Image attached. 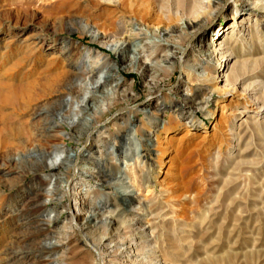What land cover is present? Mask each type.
Here are the masks:
<instances>
[{"label": "rangeland", "instance_id": "374dc122", "mask_svg": "<svg viewBox=\"0 0 264 264\" xmlns=\"http://www.w3.org/2000/svg\"><path fill=\"white\" fill-rule=\"evenodd\" d=\"M47 1L0 0V40L13 37L20 54L39 46L43 58L57 53L64 64L72 57L88 69L63 79L45 73L64 85L39 90L42 114L25 110L0 121V251L16 259L11 264H98V254L104 264H122L126 249L132 257L148 251L144 261L150 264H264V0ZM183 4L196 8L193 27L179 12ZM230 16L235 23L246 21L241 32L236 26L228 34L226 65L233 71L225 93L213 89L222 86L221 67L203 53L213 49V35ZM129 20L147 35L135 39V53L119 56L107 44L128 29ZM68 41L70 52L63 48ZM162 41L172 45L163 47ZM35 67L44 82L42 66ZM102 71H112V79L102 83ZM83 82L84 101L95 105L88 116L96 127L88 135L61 102L66 97L82 104ZM209 94L204 110L193 109L196 100L183 104V98L204 100ZM174 103L183 104L180 119L170 113ZM189 108L205 128L188 125ZM144 112L167 124L165 139L160 133L155 141ZM132 132L141 146L125 169L121 151ZM58 144L79 154L60 177L90 176L74 179L69 189L56 180L47 193L44 167ZM74 192L83 198L76 217L70 214ZM83 211L97 219L87 218L81 232ZM112 249L114 260L107 253Z\"/></svg>", "mask_w": 264, "mask_h": 264}, {"label": "bare ground", "instance_id": "6f19581e", "mask_svg": "<svg viewBox=\"0 0 264 264\" xmlns=\"http://www.w3.org/2000/svg\"><path fill=\"white\" fill-rule=\"evenodd\" d=\"M48 1H50V0H48ZM207 2H208V0H207ZM191 3H192V1H191ZM179 9L181 10V11L179 10V12H181L182 14H184L186 16H189L188 19H187V22H186V24H187L186 26L193 27L194 26V22H196L195 21L196 20V13H197L196 12V8H194L193 6L187 7V6H185L183 4L182 7L179 8ZM216 11H217V9L215 11H210L209 14L216 15ZM198 13L200 14V12H198ZM245 21H246L245 18L241 17L240 18V22L239 23H235L233 16H230L229 17V21H227L225 23V25L227 24V26L224 27V25H222L221 27H219L217 29L216 34L213 35V39L212 40L213 41H217L215 46L213 47V49H211L207 53L206 52L203 53V55L206 56L204 58L206 61L210 62V61L214 60L215 62H217V66L221 67V76L217 77V79L222 82V86L221 87H214L213 89H215V90H218V91H221V92H225V93L229 92L227 90L228 89L227 88V86H228V78L232 74L233 70L229 69V71H228L227 70V65H226V63L228 61L227 59H228V57L230 55V52H228V50L230 48L226 47V44L228 43L229 39L231 38L230 35H228V34L229 33L231 34L233 32V30H234V27H236V26H238V32H241L242 31V28L240 27L241 26V22H245ZM133 22H132V20L131 21L129 20L128 21L129 27H128L127 30H125L123 32L124 34L122 33V35L117 40L111 41V42H109L107 44L108 46H110V48L114 51V53L116 55H119V56L126 55L124 53L127 52V51L135 53L134 48H131L134 45L136 47V42L137 41L135 39H139L140 37H146L147 34L144 31H142L139 27H135V25H137V23L136 22L133 23ZM9 35H11V34H9ZM95 36H99V37H102V38L104 37L103 34H94L93 38H95ZM12 38L4 37L3 39L0 40V121L3 120V119H6L7 116H9V115L16 116L18 114H21V112H25V110H31L32 111V113H31L32 115H34V114L35 115L42 114V112L40 110L41 109L40 102L42 100H44V98L40 99V101H38L39 98L41 97V93H39V90H41V92L43 91V92L46 93L45 90L48 89V88L51 89L52 86H57V87L60 86L62 88V85H64V82L62 80L61 81L59 80V82H56L54 79H51L52 76L50 78V75H52V74L45 75V73L55 72L56 76H58L59 78L63 79L69 73H71L72 70H73V74L77 75V74H80L79 73L80 71L88 69L86 64H85V66L87 68H84V67L80 68L79 65L82 64L83 62H74V59L72 57H71V60L69 59L68 64H64V62L62 61V58L57 57L59 55L57 53H56L57 55L54 54V53H50L49 54L50 56H47L46 58H43L44 54L41 53L39 46H37L35 48L32 47L30 49L31 51L28 50V51H30L28 53L23 52L24 51L23 50L22 51L23 53L20 54V48H21L20 46L21 45L15 43V41ZM211 38L212 37H210L209 39H211ZM35 41H31L28 44H26L25 46H28V45H30V43H33V42L35 43ZM68 44H69V41L67 43H65L63 48L64 47L67 48V52H70V48H69L70 45H68ZM169 45H172V43L167 42V41H162V46L163 47H166V46H169ZM61 52H63V51H61ZM84 53H86V52H84ZM133 53H132V55H133ZM136 57L137 56L134 55L133 58L136 59ZM35 66H37L38 68L42 66V68H40V69H41L42 73L44 74L43 77L47 78L46 79L47 82H45L46 80L43 82L42 79H41L42 75L39 76V74H37L38 72L34 71V68H35V70H38V69H36ZM188 66L192 70L194 69V64H189ZM24 67L27 70V72H26V70H24V71L22 70V72H21V69L24 68ZM114 69H115V66H111L110 67V70H114ZM31 74H33L34 76H30ZM100 74L103 75L102 83H106V82L110 81L112 79L113 75H114L112 71H108V72H103L102 71V72H100ZM199 74L201 75L203 73L200 72ZM203 76L202 77H203V79L205 81H212V85H215L214 79H212V78L210 79L207 75H203ZM53 78H55V77H53ZM97 79L99 80L100 76H97ZM78 90H79L78 91L79 92L78 96L80 94H82L80 96L81 97V101L80 102L82 104L78 105V101H71V100H69L66 97L62 98L61 102H63L64 104H66L67 106H69L71 108L72 113L74 114V116L77 117V123H82L84 125L83 126L84 127L83 134L84 135H88L96 127V126L95 127L92 126V123L90 121V117L88 116V112L89 111H94L95 105H94V102L92 101V99L84 101V98H85L84 95L87 93V90H88V88L86 86V82H83V83L79 84L78 85ZM54 94H56V93H54ZM97 94H98V92H96L95 90L92 91V95H97ZM47 95L49 97H52L49 93ZM58 95L56 97H58ZM48 96H47V98H48ZM210 96H211V94H209L207 96V98L204 99V100H197L195 98V96H193L191 99H184L183 98V104L184 105L186 104V106H187L188 103H190L191 101L196 100V102H194V103L197 104V105L193 109L204 110L206 108V105L208 103V99L210 98ZM69 103H70V105H68ZM183 104L182 103L181 104L174 103L172 105V109H171L170 113H173L177 119H180V118H182L185 115V112H184L183 106H182ZM159 105H162V104L159 103ZM6 108L9 109V110H6L7 113L5 112ZM162 108H163V106H162ZM243 108H245V105H243ZM192 113H193V110L192 109L190 110V108H189L188 109V117L189 118L187 120V122L189 123L188 125L189 126H196V125L199 126L200 125L202 128H205V127L202 126L201 123H199V122L196 123V120L193 118ZM209 114L211 115L212 112L210 111ZM80 115H82V116H80ZM115 115H117V114H114L113 117ZM143 119L146 121L145 125L147 126L148 130H150L149 132L152 133L151 135L154 137L156 142H158L160 140V138H161L160 137V133L163 134V139H165L164 136L165 135L167 136L168 131L170 129L168 126H166L167 124H165L163 121L160 122L158 120V117H156V116L152 117L151 112L150 113L144 112V118ZM128 123H130V122L127 119L125 121V124L128 125ZM94 124L96 125V123H94ZM177 126L178 125L173 126L171 131L172 132L176 131L177 128H178ZM92 127H93V129H92ZM49 129H47L46 131H48ZM7 130H8V128H7ZM11 131H13V128H12ZM133 131L136 132V129H134ZM186 131H188V130H186ZM56 145H57V143H56ZM139 146H141V144L138 141V139L136 138L135 134L133 132L128 134L127 141L124 142L123 150L121 151L123 153V156L120 159L121 160L120 163L122 164V166L125 169L130 165L129 162L131 160H133L134 157H138L137 151H138ZM109 147H111V146H109ZM110 151L111 152L114 151V146H112V149ZM97 152H99V149L95 150V153H97ZM78 155L79 154L77 153L76 150H72V149H69V148H66V147L64 148V147H62L61 144H58V146L55 149V152L52 154V159L53 160L49 161V163L47 165H45V167H44L47 170V173L44 174V175L49 176V179H48L49 182L46 185L47 189L44 190L45 192L50 193L53 190H55V188H56V182L55 181L56 180L60 179L61 183L66 184L65 186L69 189L70 186L73 185V180L74 179H76V178H87V177L90 176L89 174H87L88 172L86 171V172H84V174H79V175L77 174V176H75L76 173L73 174L71 172L70 176L67 177V178L65 176H63V178L60 177L59 174L62 172V169L65 170V169L71 167L74 164L73 162H75L74 160H76ZM86 168H89V166H86ZM21 177H22V175H21ZM78 194H80V192H74L73 193V206L70 209V214H71L72 217H76L79 214L80 210L83 209L82 208V206H83V198H82V196H79ZM189 199H190L189 200L190 202L193 201L192 200L193 198H191L190 196H189ZM2 204L3 203L1 202V205ZM4 206H5V204H4ZM1 209H3V208H1ZM0 211H2V210H0ZM9 211L11 212V210H9ZM22 212H24V211H22ZM83 213H84V216L82 217V222L79 223V227H78V229L81 232H82V229H83L84 222L86 223L87 218L97 219L96 218L97 214H95V212L94 213H90V212H87V211H83ZM7 216H8V214H7ZM105 217L109 218L107 216H105ZM22 218H23V216H22ZM48 218L49 219L50 218L53 219L54 217H51L50 215H48ZM12 219L5 221L4 224L9 223ZM20 219H21V216H20V218H16L17 221L20 220ZM108 221H109V219H108ZM108 221H106V222H108ZM14 231H16V230H14ZM31 238H32V236H31ZM84 241L86 243L89 242V240L85 239V238H84ZM13 244H14V242H13ZM89 245H91V244H89ZM95 246H96V248L99 247L98 245H95ZM105 246L109 247L110 246V242L107 241ZM96 248H95V250H96ZM7 249H8V247H7ZM11 249H13V248H11ZM17 251L20 252L21 250L18 249ZM113 251H114V249L108 250L107 253H108L109 257H111L114 260V259L117 258L118 254L116 255V252L114 254ZM96 252H97V250H96ZM123 252H127V254H125L127 256V259L123 260L122 264H150V263L144 261L145 260L144 258H146L148 256V251L145 252V256H142V257H139V254H135L132 257L128 253V252H130V249H126V251L123 250ZM30 253L31 252H29V254ZM14 254H15V251H14ZM11 258H12L11 254H9V252H7L6 249L3 250V251H0V264H11L12 262L16 261V259H14V261H11ZM18 260H19V258H18ZM97 262H98V264H104L103 263V259H102V257L99 254H98ZM108 264H116V262L113 261V262H110ZM153 264H163V263H160L159 261H155V263H153Z\"/></svg>", "mask_w": 264, "mask_h": 264}, {"label": "water", "instance_id": "95a60500", "mask_svg": "<svg viewBox=\"0 0 264 264\" xmlns=\"http://www.w3.org/2000/svg\"><path fill=\"white\" fill-rule=\"evenodd\" d=\"M98 259V258H97Z\"/></svg>", "mask_w": 264, "mask_h": 264}]
</instances>
